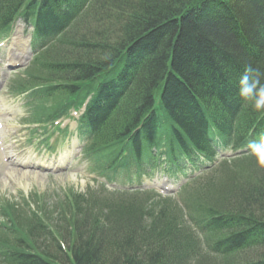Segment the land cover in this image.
I'll return each mask as SVG.
<instances>
[{
	"label": "trees",
	"instance_id": "trees-1",
	"mask_svg": "<svg viewBox=\"0 0 264 264\" xmlns=\"http://www.w3.org/2000/svg\"><path fill=\"white\" fill-rule=\"evenodd\" d=\"M18 21L33 26L12 85L27 121L46 133L85 106L83 157L107 179L57 205L64 227L0 200V264H264V167L247 148L264 112L237 89L246 65L264 70V0H0V38ZM156 172L186 181L166 196L142 186Z\"/></svg>",
	"mask_w": 264,
	"mask_h": 264
},
{
	"label": "rangeland",
	"instance_id": "rangeland-1",
	"mask_svg": "<svg viewBox=\"0 0 264 264\" xmlns=\"http://www.w3.org/2000/svg\"><path fill=\"white\" fill-rule=\"evenodd\" d=\"M99 24L97 27L94 25L93 28L110 26L108 21ZM18 25L23 26L25 31L27 29V34H25L28 39L31 27L19 23L15 26V30ZM13 34L9 39H0V200L7 198L17 203H23L26 200L32 210H37L45 204L46 210L50 211L51 220L64 227L67 224L66 219L57 209V205L65 204L68 195L84 191L87 186L92 185V175L88 172L87 163L81 160L80 144L82 143L77 141L75 135L71 140L61 138L58 144L60 138L54 139L52 153L39 149V146L46 147V144L35 138L37 136L31 135V130L35 126L25 124L26 109L18 107L16 102L19 100L16 99L19 98L11 96L9 88L12 82H18L22 78L26 79L25 71L32 62V50L28 52L25 50L23 56L21 49L13 46ZM64 124H69L72 129H75L77 125L73 119L66 120ZM52 135H58V133ZM8 138L13 139L8 142L9 152L7 153L4 149V140ZM38 138H40L39 134ZM69 150L72 151L71 155L66 157V161L62 163V155H65V152L68 153ZM23 159L33 162L36 166L19 165L18 161ZM165 180L160 175H154L146 179V184L161 190L169 186L173 188L171 185L168 186ZM34 196H37L39 200ZM60 230L66 234L65 229ZM42 246L50 245L43 241ZM49 249L54 252L55 248L50 246ZM260 249H262L260 245L255 247L257 253Z\"/></svg>",
	"mask_w": 264,
	"mask_h": 264
},
{
	"label": "clouds",
	"instance_id": "clouds-1",
	"mask_svg": "<svg viewBox=\"0 0 264 264\" xmlns=\"http://www.w3.org/2000/svg\"><path fill=\"white\" fill-rule=\"evenodd\" d=\"M238 95L258 112H264V70L246 65L237 82ZM249 154L264 167V133L258 139L250 140L247 145Z\"/></svg>",
	"mask_w": 264,
	"mask_h": 264
},
{
	"label": "bare ground",
	"instance_id": "bare-ground-1",
	"mask_svg": "<svg viewBox=\"0 0 264 264\" xmlns=\"http://www.w3.org/2000/svg\"><path fill=\"white\" fill-rule=\"evenodd\" d=\"M24 31H23V28L21 27V25L18 26L17 30H16V33L14 34L13 36V46L16 47V49H21V53L23 56H24V49L26 48L27 46V38L24 37ZM15 59V58H14ZM21 165L22 166H30V163L29 161H26V160H22L21 161ZM27 173V171H26Z\"/></svg>",
	"mask_w": 264,
	"mask_h": 264
}]
</instances>
